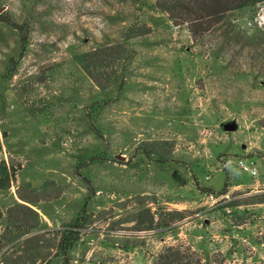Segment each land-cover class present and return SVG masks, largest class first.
Wrapping results in <instances>:
<instances>
[{
  "label": "rangeland",
  "instance_id": "1",
  "mask_svg": "<svg viewBox=\"0 0 264 264\" xmlns=\"http://www.w3.org/2000/svg\"><path fill=\"white\" fill-rule=\"evenodd\" d=\"M157 1L0 0L29 27L18 60L0 23V264H63L80 218L70 264L264 261V4L207 29Z\"/></svg>",
  "mask_w": 264,
  "mask_h": 264
},
{
  "label": "trees",
  "instance_id": "2",
  "mask_svg": "<svg viewBox=\"0 0 264 264\" xmlns=\"http://www.w3.org/2000/svg\"><path fill=\"white\" fill-rule=\"evenodd\" d=\"M262 4H264V0H168L162 5L158 0L156 5L159 8L162 7V11L167 12L175 22L180 20L197 24L199 21H208L207 29H210L213 25L210 23L212 20L215 24L220 23L223 21V17L230 12L256 8ZM0 23L8 24L20 33L22 46L18 58L20 60L25 55L28 45V25L14 23L8 13H1V11ZM17 63L10 62L8 70L12 76L17 72ZM85 69L87 68L85 67ZM87 71L89 72V69ZM83 227V219L80 218L77 223L71 224L62 232L58 252L63 257V264H70L68 259L80 240ZM153 264H264V261L233 263L228 262L220 252L206 256L188 245H172L162 249Z\"/></svg>",
  "mask_w": 264,
  "mask_h": 264
},
{
  "label": "water",
  "instance_id": "3",
  "mask_svg": "<svg viewBox=\"0 0 264 264\" xmlns=\"http://www.w3.org/2000/svg\"><path fill=\"white\" fill-rule=\"evenodd\" d=\"M223 128L226 132H235L238 128V125L236 122H230L224 124Z\"/></svg>",
  "mask_w": 264,
  "mask_h": 264
},
{
  "label": "built area",
  "instance_id": "4",
  "mask_svg": "<svg viewBox=\"0 0 264 264\" xmlns=\"http://www.w3.org/2000/svg\"><path fill=\"white\" fill-rule=\"evenodd\" d=\"M246 169H247V170H249V168H248V167H246Z\"/></svg>",
  "mask_w": 264,
  "mask_h": 264
}]
</instances>
